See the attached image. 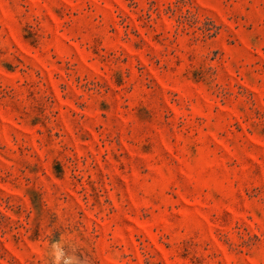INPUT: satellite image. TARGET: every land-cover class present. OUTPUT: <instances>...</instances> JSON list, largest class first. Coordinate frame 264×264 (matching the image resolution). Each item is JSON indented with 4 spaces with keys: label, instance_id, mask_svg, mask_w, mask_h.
<instances>
[{
    "label": "rangeland",
    "instance_id": "obj_1",
    "mask_svg": "<svg viewBox=\"0 0 264 264\" xmlns=\"http://www.w3.org/2000/svg\"><path fill=\"white\" fill-rule=\"evenodd\" d=\"M264 264V0H0V264Z\"/></svg>",
    "mask_w": 264,
    "mask_h": 264
},
{
    "label": "clouds",
    "instance_id": "obj_2",
    "mask_svg": "<svg viewBox=\"0 0 264 264\" xmlns=\"http://www.w3.org/2000/svg\"><path fill=\"white\" fill-rule=\"evenodd\" d=\"M48 264H81L74 251L67 249L61 242L53 241L46 251ZM86 264V259L84 261Z\"/></svg>",
    "mask_w": 264,
    "mask_h": 264
}]
</instances>
